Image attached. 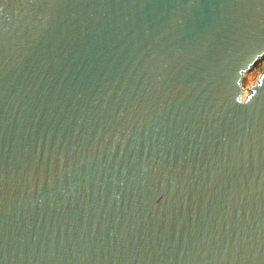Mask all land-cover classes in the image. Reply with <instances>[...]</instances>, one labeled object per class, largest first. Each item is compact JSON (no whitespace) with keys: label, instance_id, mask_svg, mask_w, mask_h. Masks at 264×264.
I'll list each match as a JSON object with an SVG mask.
<instances>
[{"label":"water","instance_id":"water-1","mask_svg":"<svg viewBox=\"0 0 264 264\" xmlns=\"http://www.w3.org/2000/svg\"><path fill=\"white\" fill-rule=\"evenodd\" d=\"M264 0H0V264H264Z\"/></svg>","mask_w":264,"mask_h":264},{"label":"rangeland","instance_id":"rangeland-1","mask_svg":"<svg viewBox=\"0 0 264 264\" xmlns=\"http://www.w3.org/2000/svg\"><path fill=\"white\" fill-rule=\"evenodd\" d=\"M262 72H264V56L259 58L248 71L244 72L240 80V98L242 97V93L250 92Z\"/></svg>","mask_w":264,"mask_h":264},{"label":"bare ground","instance_id":"bare-ground-1","mask_svg":"<svg viewBox=\"0 0 264 264\" xmlns=\"http://www.w3.org/2000/svg\"><path fill=\"white\" fill-rule=\"evenodd\" d=\"M248 95H250V92H244V93H242V97H241V99H244L245 97H247Z\"/></svg>","mask_w":264,"mask_h":264}]
</instances>
